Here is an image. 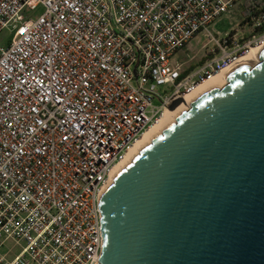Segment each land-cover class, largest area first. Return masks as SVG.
<instances>
[{
    "label": "built area",
    "instance_id": "obj_1",
    "mask_svg": "<svg viewBox=\"0 0 264 264\" xmlns=\"http://www.w3.org/2000/svg\"><path fill=\"white\" fill-rule=\"evenodd\" d=\"M245 1L0 0V34L13 32L0 44V264H98L99 204L130 150L264 44L263 5L243 38L211 29ZM204 31L198 63L175 59ZM9 238L23 242L14 256Z\"/></svg>",
    "mask_w": 264,
    "mask_h": 264
},
{
    "label": "water",
    "instance_id": "obj_2",
    "mask_svg": "<svg viewBox=\"0 0 264 264\" xmlns=\"http://www.w3.org/2000/svg\"><path fill=\"white\" fill-rule=\"evenodd\" d=\"M99 209L98 264H264V49L144 146Z\"/></svg>",
    "mask_w": 264,
    "mask_h": 264
},
{
    "label": "rangeland",
    "instance_id": "obj_3",
    "mask_svg": "<svg viewBox=\"0 0 264 264\" xmlns=\"http://www.w3.org/2000/svg\"><path fill=\"white\" fill-rule=\"evenodd\" d=\"M43 6L39 5L34 11L26 10V13L38 15L43 11ZM219 37L227 32L232 31L238 38H243L248 34L252 27L250 19L244 14V6L240 5L234 8V11L224 14L220 17L211 28ZM13 36V32L9 28L4 29L0 34V44H6ZM206 46H213V42L207 32H201L196 35L194 39L188 44L187 48L178 51L175 54V59L185 61L186 63H198L206 52ZM9 256H14L23 250V242L17 243L16 240L11 238L6 240L3 249Z\"/></svg>",
    "mask_w": 264,
    "mask_h": 264
},
{
    "label": "bare ground",
    "instance_id": "obj_4",
    "mask_svg": "<svg viewBox=\"0 0 264 264\" xmlns=\"http://www.w3.org/2000/svg\"><path fill=\"white\" fill-rule=\"evenodd\" d=\"M264 49V44L261 46L253 47L247 56L240 58L236 63L232 64L229 68L218 72L212 76L207 81L200 84L193 92L186 96V102L180 104L175 109H166L162 114L159 121L154 124L142 137V139L130 150L126 159L121 163V165L116 169V177L130 162L131 160L146 146L153 138H155L159 133L166 129L170 124H172L180 114L187 111L192 102L204 92L209 87L218 86L222 88L228 83L229 75L241 66H254L260 61V53Z\"/></svg>",
    "mask_w": 264,
    "mask_h": 264
},
{
    "label": "trees",
    "instance_id": "obj_5",
    "mask_svg": "<svg viewBox=\"0 0 264 264\" xmlns=\"http://www.w3.org/2000/svg\"><path fill=\"white\" fill-rule=\"evenodd\" d=\"M257 5L264 6V0H246L244 3V14L248 17L254 12Z\"/></svg>",
    "mask_w": 264,
    "mask_h": 264
},
{
    "label": "crops",
    "instance_id": "obj_6",
    "mask_svg": "<svg viewBox=\"0 0 264 264\" xmlns=\"http://www.w3.org/2000/svg\"><path fill=\"white\" fill-rule=\"evenodd\" d=\"M187 48V47H186Z\"/></svg>",
    "mask_w": 264,
    "mask_h": 264
}]
</instances>
